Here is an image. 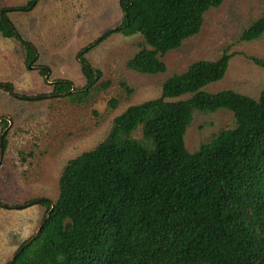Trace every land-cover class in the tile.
<instances>
[{"label": "trees", "instance_id": "obj_1", "mask_svg": "<svg viewBox=\"0 0 264 264\" xmlns=\"http://www.w3.org/2000/svg\"><path fill=\"white\" fill-rule=\"evenodd\" d=\"M38 1L0 9V34L21 44L27 65L37 59L36 48L7 13L28 12ZM221 1L118 0L121 23L77 53L85 84L58 79L51 82L52 93L74 87L66 96L87 102L100 71L84 54L113 32L139 33L149 46L127 61L129 69L163 72L160 57L197 33L203 13ZM263 33L264 9L241 39ZM230 57L224 51L168 77L159 97L128 106L100 143L70 159L39 234L18 246L11 264H264V88L257 99L231 89L203 90L223 77ZM252 60L264 68V59ZM37 69L42 77L50 74L47 66ZM221 108L232 111L234 127L189 152L183 135L193 112ZM138 128L141 137L135 138ZM36 202L45 206V216L50 201Z\"/></svg>", "mask_w": 264, "mask_h": 264}, {"label": "rangeland", "instance_id": "obj_2", "mask_svg": "<svg viewBox=\"0 0 264 264\" xmlns=\"http://www.w3.org/2000/svg\"><path fill=\"white\" fill-rule=\"evenodd\" d=\"M26 1L0 0V9ZM263 9L264 0H222L210 7L202 15L199 31L160 57L165 69L155 74L126 66L137 51L149 47L141 34H109L84 54L100 77L82 103L67 94H52L51 82L67 79L74 87L85 84L77 53L121 23L118 0H39L28 12L9 11L18 33L36 48L37 59L28 67L21 44L0 34V84L13 88L9 93L0 87V135L5 129L7 142L0 161V264L9 261L43 219L45 206L25 203L39 198L54 202L67 162L100 143L114 118L128 106L159 97L168 77L186 71L197 60H216L227 51L231 57L223 77L203 90L231 89L257 99L264 88V68L252 57L264 59V33L251 41L242 40L241 34ZM40 65L50 71L47 80L38 72ZM234 125L228 109L194 111L183 135L185 148L194 152ZM133 136L141 137L140 128Z\"/></svg>", "mask_w": 264, "mask_h": 264}, {"label": "water", "instance_id": "obj_3", "mask_svg": "<svg viewBox=\"0 0 264 264\" xmlns=\"http://www.w3.org/2000/svg\"><path fill=\"white\" fill-rule=\"evenodd\" d=\"M28 67H30V65H28ZM44 78L47 80L48 76L46 75ZM0 87L3 88V89H5L9 93H13L5 84H0ZM74 90H75V88L72 87L69 91H67V92H61V93H59V95H66V94H69V93L73 92ZM47 96H50V94L47 95ZM4 134H5V129L2 131V133L0 135V161H1V156H2L1 141H2V137H3ZM45 199H47V198H45ZM47 200H49V199H47ZM36 201L37 200H35V202ZM50 204H51V206H50L49 211L45 214L43 220L41 221L40 225L36 229L35 233L32 236H30V238L22 245V247H20L19 250H21L24 246L28 245L32 240H34L37 237V235L40 232V229H41L42 224L45 222V220L47 219V217H48V215L50 213V210L53 208V204H54L53 201H50ZM13 259H14V255H12V257L9 259V261L7 262V264H11L12 261H13Z\"/></svg>", "mask_w": 264, "mask_h": 264}, {"label": "flooded vegetation", "instance_id": "obj_4", "mask_svg": "<svg viewBox=\"0 0 264 264\" xmlns=\"http://www.w3.org/2000/svg\"><path fill=\"white\" fill-rule=\"evenodd\" d=\"M53 94V93H52ZM57 95H59V93L57 94ZM28 98V97H27Z\"/></svg>", "mask_w": 264, "mask_h": 264}]
</instances>
